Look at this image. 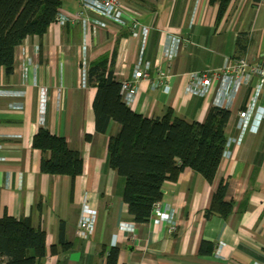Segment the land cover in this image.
I'll use <instances>...</instances> for the list:
<instances>
[{
  "label": "crops",
  "instance_id": "obj_1",
  "mask_svg": "<svg viewBox=\"0 0 264 264\" xmlns=\"http://www.w3.org/2000/svg\"><path fill=\"white\" fill-rule=\"evenodd\" d=\"M121 1L139 22L136 36L130 33V23L106 21L107 27L90 29L84 58L81 23L69 20L63 32L52 23L44 35L28 36L20 44L12 74L1 71L0 218L6 214L28 219L45 232L48 252L41 264H106L113 247L119 249L117 264H264V121L237 141L238 112L247 105L258 78L242 89L230 108L226 146L213 182L185 167L177 181L163 184L159 211L140 224L129 217L122 199L124 179L109 161V139L120 125L111 120L106 132L96 130L97 87L89 84L82 69L83 62L89 71L91 62L104 56L110 60L115 53L117 79L131 78L143 50L153 69L173 66L175 81L169 92L140 81L135 97L124 100L127 105L148 118L162 117L170 108L187 121H204L215 106L216 86L205 97L190 92L191 73L208 68L219 73L234 56L264 63V1L231 0L219 20L218 3L210 0ZM80 8L79 0H72L60 11L72 19ZM144 27L150 29L147 38L142 36ZM239 45H245L243 52ZM262 109L264 87L258 116ZM40 128L65 138L81 153L80 175L72 179L40 171L43 153L32 147ZM222 182L233 210L227 218L208 217L206 210ZM85 194L98 212L90 240L76 234ZM174 215L179 219L170 233L166 216ZM126 223H133L135 233L124 228ZM60 235L70 244L65 249L60 248ZM203 242L207 252L200 253ZM220 244L223 250L217 254L215 246Z\"/></svg>",
  "mask_w": 264,
  "mask_h": 264
},
{
  "label": "trees",
  "instance_id": "obj_2",
  "mask_svg": "<svg viewBox=\"0 0 264 264\" xmlns=\"http://www.w3.org/2000/svg\"><path fill=\"white\" fill-rule=\"evenodd\" d=\"M261 2L264 0H255ZM64 0H0V74L14 72L16 51L28 36L44 35L60 11ZM231 0L218 3L221 19ZM240 52L245 45H239ZM115 53L90 63L89 84L97 87L93 102L98 132H106L111 120L120 125L109 139L108 153L112 168L124 179L122 199L132 221L149 222L155 205L164 196L166 181H177L185 167L192 168L208 182H213L226 145V126L231 111L212 107L204 121H187L167 109L162 117L148 118L133 111L121 95V81L113 76ZM32 147L43 153L40 171L69 175L72 179L83 170L81 153L70 148L66 139L40 128ZM227 186L220 183L212 197L207 216L227 218L233 203L225 200ZM46 234L30 220L9 215L0 218V262L7 264H41L47 254ZM61 236V235H60ZM61 249L70 244L60 238ZM54 253L55 248L50 250ZM200 253L207 252L204 242ZM119 249L111 248L106 264H117Z\"/></svg>",
  "mask_w": 264,
  "mask_h": 264
},
{
  "label": "built area",
  "instance_id": "obj_3",
  "mask_svg": "<svg viewBox=\"0 0 264 264\" xmlns=\"http://www.w3.org/2000/svg\"><path fill=\"white\" fill-rule=\"evenodd\" d=\"M79 2L81 8L77 11L75 17L70 19L68 15L59 11L56 14L53 24L63 32L69 20L75 22L78 20L81 23L83 30L82 55L84 58L86 57L87 49L86 37L90 29L95 32L99 27H107L106 21H112L119 25L130 23V33L132 36L137 35L139 22L130 15L121 0H79ZM90 12L95 15H90ZM149 30V28L145 27L142 29L143 38L148 37ZM166 55L171 56V52L166 53ZM143 57V50H141L140 56L135 63L136 66L133 71V76L121 80V95L126 102H130L135 97L139 89L140 81H151L153 88L161 86L162 90L166 92L170 91L175 81L177 73H175L173 66L168 64L164 68L157 67L153 69L150 55ZM82 69L83 76L87 79L88 66L85 62H83ZM118 75L113 67V76L117 78ZM254 78H258V82L252 88L247 105L238 112L240 135L237 141L240 142L242 136L247 131L256 132L260 123L264 121V109H262L259 116L256 114L258 101L264 87V63L252 64L244 56H234L230 64L222 68L219 73L211 68L191 73L188 88L190 92L205 97L208 95L210 87L215 85L214 105L230 109L242 89L248 86ZM154 211H159V203L155 205ZM97 219L98 212L90 207L88 204V196L85 194L76 226V234L83 239L90 240L95 235ZM178 219V215L166 216V220L171 223L169 228L170 233L174 232ZM132 225L133 223H126L124 228L133 234L135 231ZM222 250L223 245L215 246V252L217 254L221 253Z\"/></svg>",
  "mask_w": 264,
  "mask_h": 264
},
{
  "label": "rangeland",
  "instance_id": "obj_4",
  "mask_svg": "<svg viewBox=\"0 0 264 264\" xmlns=\"http://www.w3.org/2000/svg\"><path fill=\"white\" fill-rule=\"evenodd\" d=\"M67 1L68 0H64L61 8L66 9V8H68V5H70V3H72V0H69V2H67Z\"/></svg>",
  "mask_w": 264,
  "mask_h": 264
}]
</instances>
